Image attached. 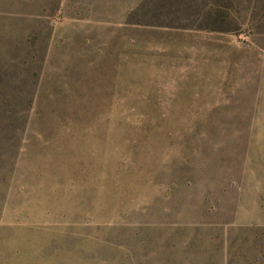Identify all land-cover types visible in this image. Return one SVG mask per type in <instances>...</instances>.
Listing matches in <instances>:
<instances>
[{"label": "rangeland", "instance_id": "rangeland-1", "mask_svg": "<svg viewBox=\"0 0 264 264\" xmlns=\"http://www.w3.org/2000/svg\"><path fill=\"white\" fill-rule=\"evenodd\" d=\"M0 264H264V0H0Z\"/></svg>", "mask_w": 264, "mask_h": 264}]
</instances>
